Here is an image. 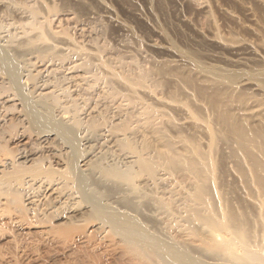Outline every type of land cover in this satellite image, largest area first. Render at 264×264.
Wrapping results in <instances>:
<instances>
[{
  "label": "rangeland",
  "instance_id": "374dc122",
  "mask_svg": "<svg viewBox=\"0 0 264 264\" xmlns=\"http://www.w3.org/2000/svg\"><path fill=\"white\" fill-rule=\"evenodd\" d=\"M0 49L14 70L0 57V264H134L90 218L71 176L74 151L37 127L38 113L71 125L81 174L110 189L104 204L127 211L131 197L162 225L154 203L93 165L130 169L146 194H174L182 209L196 153L212 163V182L198 175L217 202L264 220V86L251 76L264 72V0H0ZM196 62L237 77L226 82ZM238 124L255 141L241 146ZM163 153L181 168L162 165ZM139 158L158 162L153 177Z\"/></svg>",
  "mask_w": 264,
  "mask_h": 264
},
{
  "label": "bare ground",
  "instance_id": "6f19581e",
  "mask_svg": "<svg viewBox=\"0 0 264 264\" xmlns=\"http://www.w3.org/2000/svg\"><path fill=\"white\" fill-rule=\"evenodd\" d=\"M4 53L5 52L2 53L0 51V57L2 58V60H4L5 65H6V66L3 65V67L4 66L5 68L7 67L10 73L14 75L12 60L8 54L7 56ZM196 66L200 70H205L211 73L212 75L220 79H223L226 82L228 81L229 83H234L235 78L237 77L234 74H231L229 71L227 72L226 70L225 71L220 70V69L218 70L213 67L207 68L203 66L202 64H200L199 62H196ZM17 71H19V69ZM251 76L254 79H257L264 86V72H260V73L254 72V73H251ZM43 102L45 103V101ZM29 107H30L31 112H33V108L31 104L29 105ZM34 112H36V110ZM42 115L39 113L37 116L34 115V117L35 116L37 117V121H36L37 127L40 130H42V128H45V129H53L57 131L63 136V138L68 143H70L71 145L70 148H72L74 151L72 155V160H71L72 162L71 163L69 162L70 164H72L70 165L71 170H72L71 176H72V179L74 180V184L76 188L79 189L85 202L88 203L90 206V215H89L90 218L92 220L93 219L97 220L101 224L107 226L110 229L111 233L115 235L116 237H118V239L120 240L119 242L122 243L123 245V252L125 254L130 255L134 264H264V220L261 218L258 219L259 216L258 218L256 216L257 218V219L255 218L256 220L252 219L250 217V214L247 212L248 210L245 211L244 209L243 211L242 210L239 211V210H236L234 207H232L233 205L232 206L228 205L227 207L226 203L222 202L223 204H225L223 205L221 201L224 200L223 198L224 196L221 198L220 195L218 194V197L216 198V199L220 198V203L222 205H220V203L215 200V197L217 195L215 194V191H213L214 185L212 184L213 188L210 187L211 188L210 189L209 185L207 187L206 186L207 184H205L207 180L209 179H210L209 181L212 182L211 178H213L211 177L212 170H213V167L211 168L212 163H210L211 162L210 160H209L210 162H207L208 159L207 160L205 159L206 161L204 160V158H206L205 155L202 157V154L198 153L199 156L201 154L200 159L202 157L204 161L203 162L199 160V157H197L198 155L196 153H193V155L191 156L192 162L190 163L191 160L188 161L187 159V161L189 162L187 163L190 164V165H187V164L185 165L187 167V170L184 169L186 167L184 166H183L184 168L182 167L185 170V173L187 174L192 173L190 175L188 174L190 177H192V179H193L192 175L196 176V179H194V183L192 185V189H190V192L186 196H184L185 199L182 202V209H179L177 207L174 194L170 196L166 194L168 197L165 195L156 196L152 194H146L144 190L141 188V186L138 185L135 180L136 173L130 169L123 170L120 167H116V166L109 167V166L103 165L101 162L98 164L95 163L93 165V168L97 172H99L101 177H103L104 179L111 180L114 183L124 184L125 186L129 188L128 190H130L132 193L138 196H142V198L144 196L147 199H149L152 203H154V205H156L157 208L159 209L158 211H160L161 214L163 215L162 216L163 219L160 220L162 222L160 224L162 225L158 226V224L156 225V221L158 220H155L153 218V220L155 221L151 222L148 219L141 217L140 215L141 207L140 205L135 203L136 201L133 200L131 197H127L124 199V201H122L125 203V206H126L125 208L127 209V211L117 209L116 207L110 206L109 204H104L103 203L104 197L105 196L107 197L109 195L110 189L102 188L96 184H95V187L97 186L98 188H92L93 185L90 184V180H91L90 176L88 177V175H85L83 173L81 174L79 170L78 162H77V159L79 157L78 153L81 151H79L78 153L76 152L79 150V149L76 150L79 142H78V138H76V133L74 132V130L70 129L71 125H69V127L67 125L65 126L64 123L57 122L58 120L57 121L53 120L51 116L48 117L49 115L47 116L45 115L42 116ZM44 118H47L48 121L46 122L45 120L47 119H44ZM232 126H233L232 128L235 130V132L233 133H236L237 138H238V143L241 146L244 145L243 142H245V140L246 142L249 139L252 141H255L254 139L255 136L254 137L249 136L248 135L249 133H247L248 131L243 126H240L239 124L232 125ZM73 128H75L74 125H73ZM164 155H165L164 153L159 154L158 155L159 160L162 161L163 159H165L166 157ZM168 160L169 161L172 160L174 164V162L176 163L177 162L176 160H180V158L178 157V159L176 158L173 160V156H172L170 159L167 158V160L165 161H168ZM138 161H139L140 170L142 172H148L152 177L155 175L156 166L158 162L156 163V161H149V159H146V158H139ZM161 161H159V163ZM169 161L165 164L163 160L162 162L164 163H162V165L164 164L166 165V167L167 166L169 167L170 165ZM199 161L203 162L201 166L199 165ZM180 162L179 161L177 162L179 163L178 164L179 166H180ZM175 165L177 164H174V166ZM197 165H199L200 167L199 166L197 167ZM174 166L170 168L172 169ZM171 169L170 171L172 172L175 171ZM202 171H203V174L204 173L207 174V175L206 174L203 175L205 177L207 176L205 183H204L203 176L201 179V177L198 175V173L199 172L202 173ZM35 173L37 174V172ZM48 173H50V170L48 171ZM87 173L90 174L91 171L90 173L89 172ZM53 174H54V170H53ZM19 177L20 176H18V178ZM67 178H70V174L68 175ZM1 180L3 181L4 179H1ZM262 205L264 207V204ZM66 230H68V228ZM69 230H71V228ZM223 231H226L229 234L228 238L226 239L223 238V234H222ZM197 237H200V238L203 237L201 239L199 238L200 239L199 243H196L195 241V238ZM112 242L114 244V240ZM208 243L211 246L210 249L206 248ZM130 257L129 258L127 257V259H130ZM128 264H129V261H128Z\"/></svg>",
  "mask_w": 264,
  "mask_h": 264
}]
</instances>
